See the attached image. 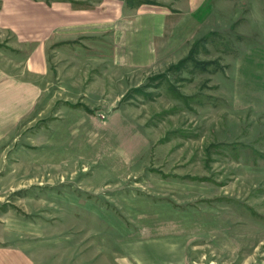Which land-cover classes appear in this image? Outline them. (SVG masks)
I'll use <instances>...</instances> for the list:
<instances>
[{"label":"rangeland","instance_id":"1","mask_svg":"<svg viewBox=\"0 0 264 264\" xmlns=\"http://www.w3.org/2000/svg\"><path fill=\"white\" fill-rule=\"evenodd\" d=\"M39 12L51 74L0 155V239L40 264H264V0H0L12 76Z\"/></svg>","mask_w":264,"mask_h":264},{"label":"crops","instance_id":"2","mask_svg":"<svg viewBox=\"0 0 264 264\" xmlns=\"http://www.w3.org/2000/svg\"><path fill=\"white\" fill-rule=\"evenodd\" d=\"M45 17L46 15L40 12L33 15L35 18L33 21H37L36 26L32 23L33 33L40 37L28 42L31 46L27 51L24 68H17L18 73L16 72L15 76H12L6 69H0V155L8 154L10 152L9 142L22 136L26 128L25 120L34 113L38 103L42 100V89L47 88L42 85L41 78L46 74H51L46 58V46L51 45L52 38H49L50 35L47 38L43 32L50 28L52 33L57 25ZM44 40L48 41L43 43ZM63 74L62 72L55 77V82L60 80V85H64L68 79L64 78ZM62 90L67 91L66 88ZM32 165L37 166L38 164L33 162ZM38 167L40 168L39 165ZM35 250L38 252V248L35 249L32 245L22 246L18 241L12 242L8 238H1L0 264H40L37 255L32 253ZM137 264H145V262H137Z\"/></svg>","mask_w":264,"mask_h":264}]
</instances>
